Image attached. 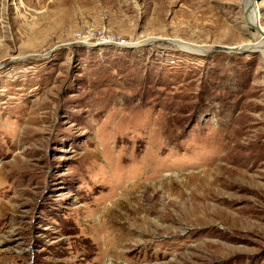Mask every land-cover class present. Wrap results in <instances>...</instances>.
I'll use <instances>...</instances> for the list:
<instances>
[{"label": "rangeland", "instance_id": "1", "mask_svg": "<svg viewBox=\"0 0 264 264\" xmlns=\"http://www.w3.org/2000/svg\"><path fill=\"white\" fill-rule=\"evenodd\" d=\"M255 13L264 28V0H0V264H264Z\"/></svg>", "mask_w": 264, "mask_h": 264}, {"label": "bare ground", "instance_id": "2", "mask_svg": "<svg viewBox=\"0 0 264 264\" xmlns=\"http://www.w3.org/2000/svg\"><path fill=\"white\" fill-rule=\"evenodd\" d=\"M252 2H253V0H248V4L249 5H251ZM249 20H251V23L250 22L249 23L252 26L255 25L257 28H260V29L262 28V30H264L263 26H261V24H259L258 17H257L256 13H255V16L252 14L251 17L249 18ZM156 40H158V39L152 38L151 40H147L144 44H152ZM175 44H177V47H179L183 52H185V53H187L189 55L190 54L204 55V54L210 53V50L206 49L203 46L193 45V44H189V43H184L182 41H175ZM137 45L138 46H142V45H140V43H137L135 46H137ZM243 48L244 49H249V50L263 49V51H264V37H261V40L258 43H253L252 46L249 44V45H247L245 47H242V49Z\"/></svg>", "mask_w": 264, "mask_h": 264}, {"label": "built area", "instance_id": "3", "mask_svg": "<svg viewBox=\"0 0 264 264\" xmlns=\"http://www.w3.org/2000/svg\"><path fill=\"white\" fill-rule=\"evenodd\" d=\"M80 39H85L86 43L92 40L93 38L97 39L99 42L108 43L114 40V37L111 35H106L103 32H96L92 29H87L83 33L79 34Z\"/></svg>", "mask_w": 264, "mask_h": 264}]
</instances>
